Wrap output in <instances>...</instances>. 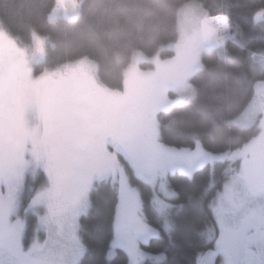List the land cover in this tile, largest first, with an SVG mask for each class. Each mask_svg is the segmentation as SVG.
Segmentation results:
<instances>
[{
	"label": "snow or ice",
	"instance_id": "snow-or-ice-1",
	"mask_svg": "<svg viewBox=\"0 0 264 264\" xmlns=\"http://www.w3.org/2000/svg\"><path fill=\"white\" fill-rule=\"evenodd\" d=\"M29 7L56 39L30 27L31 46H22L0 21V264H86L82 221L102 184L113 191L109 255L167 264L164 253L145 251L163 237L142 189L171 233L166 217L180 196L169 177L177 173H204L198 207L212 228L194 264H264V121L241 147L212 151L199 140L162 143L157 119L176 103L167 95L173 87H191L201 52L223 46L228 17L209 15L197 0ZM254 19H264V8ZM58 47L63 54L50 59Z\"/></svg>",
	"mask_w": 264,
	"mask_h": 264
},
{
	"label": "trees",
	"instance_id": "trees-1",
	"mask_svg": "<svg viewBox=\"0 0 264 264\" xmlns=\"http://www.w3.org/2000/svg\"><path fill=\"white\" fill-rule=\"evenodd\" d=\"M35 0H0V21L5 23L22 46H30V27L41 35L56 39V31L44 23L42 15L29 5ZM51 3L52 0H41ZM211 16L228 17V37L224 41V55L215 51L201 57V68L190 79L193 96L166 112L158 113L161 142L166 145L191 146L194 140L212 151L235 150L250 140L255 130L242 129L232 123L252 101L255 85L264 79V69H259L255 54H264V20L254 21V13L264 8V0H197ZM153 45L146 49L151 54ZM63 54V49H49V58ZM170 53H163L169 55ZM103 71V68L101 69ZM204 173L194 178L177 173L169 177L180 198L166 219L175 231L165 232V217L148 203L151 193L143 188L145 211L148 219L160 229L162 240L151 242L145 248L150 253H164L167 264H194L195 256L212 228V217L198 207ZM113 191L100 185L92 193L93 208L82 221L88 248L86 264H127L122 251L113 252L108 259L110 239L109 219ZM31 222L34 217L29 216ZM29 221V223H30ZM145 264H151L146 261Z\"/></svg>",
	"mask_w": 264,
	"mask_h": 264
},
{
	"label": "rangeland",
	"instance_id": "rangeland-1",
	"mask_svg": "<svg viewBox=\"0 0 264 264\" xmlns=\"http://www.w3.org/2000/svg\"><path fill=\"white\" fill-rule=\"evenodd\" d=\"M263 20L264 19H261V20L254 19L255 22H260V21H263ZM225 35H226V37H228V31L225 33ZM211 51H215L219 55H222L223 56L224 55V44L220 48H211V49L206 48L205 50H203L201 52L200 57H199V67L191 75V77L189 78V80H188V83L189 84H190V79L201 68V57H202V55L204 53H206V52H211ZM262 53H264V52H262ZM262 55H264V54H255L254 55L255 63L257 64V66H258L259 69H264V66H262L259 63V58ZM258 85L264 86V79H262V80H260V81H258L256 83L252 101L249 103V105L246 107V109L238 117H236L232 121V123L234 125H236L237 127H239V128H242V129L253 128L255 130V133H254L253 137L256 136L258 134V132L260 131V123H261V121H264V95L259 94V92H258ZM167 95H168L169 100L176 101V103L171 104L170 107H168L165 110L160 111L159 113L166 112L169 109H171L172 107L177 106V105H180V104L184 103L185 101H187L188 99H190L193 96V88H192V86L190 88H186V89H180V88L173 87L168 92ZM157 195H160V194L157 193ZM161 198H163V197L161 196ZM25 199H26V197H25ZM29 221H30V219L28 217V235L30 236L31 235V231H32V226H33V224H34L35 221L34 222H31L30 221V223H29ZM109 251H110V249H109ZM109 251H108L107 257H108V259H111L113 253H112V255H109Z\"/></svg>",
	"mask_w": 264,
	"mask_h": 264
}]
</instances>
